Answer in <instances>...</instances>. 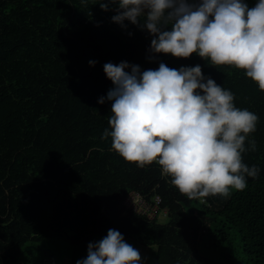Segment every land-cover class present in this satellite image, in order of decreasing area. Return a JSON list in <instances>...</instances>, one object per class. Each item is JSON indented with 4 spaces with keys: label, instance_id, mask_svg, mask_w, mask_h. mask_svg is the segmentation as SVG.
<instances>
[{
    "label": "trees",
    "instance_id": "1",
    "mask_svg": "<svg viewBox=\"0 0 264 264\" xmlns=\"http://www.w3.org/2000/svg\"><path fill=\"white\" fill-rule=\"evenodd\" d=\"M118 7L110 0H0V264H76L109 229L154 245L153 264H264V92L243 70L196 53H150L146 29L112 20ZM122 61L142 72L161 62L177 70L199 64L231 90L237 107L259 116L249 137L257 150L242 154L259 177H247V187L230 189L228 198L189 200L158 164L141 168L112 150L111 137L102 136L114 85L103 66ZM130 189L159 193L167 221L124 213Z\"/></svg>",
    "mask_w": 264,
    "mask_h": 264
},
{
    "label": "clouds",
    "instance_id": "2",
    "mask_svg": "<svg viewBox=\"0 0 264 264\" xmlns=\"http://www.w3.org/2000/svg\"><path fill=\"white\" fill-rule=\"evenodd\" d=\"M110 2L119 5L114 22L123 26L128 20L152 35L150 53L177 58L196 53L213 66L243 70L264 92V0L254 7L245 0ZM100 7L107 11L109 5L101 2ZM103 68L114 87L106 97L112 105L102 139L111 137V149L125 161L141 168L158 164L161 175L189 200L228 198L230 189L247 187V177H259V167H249L242 155L257 150L249 137L259 116L237 107L234 93L206 78L201 65L177 70L161 62L158 69L142 72L139 65L122 61ZM140 261V252L109 229L102 240L89 243L87 257L76 264Z\"/></svg>",
    "mask_w": 264,
    "mask_h": 264
},
{
    "label": "built area",
    "instance_id": "3",
    "mask_svg": "<svg viewBox=\"0 0 264 264\" xmlns=\"http://www.w3.org/2000/svg\"><path fill=\"white\" fill-rule=\"evenodd\" d=\"M161 203V195L157 192L143 193L136 189H131L122 199L121 207L124 213L134 211L147 219H155L158 221V215L164 214L166 216L168 214L166 207H163Z\"/></svg>",
    "mask_w": 264,
    "mask_h": 264
},
{
    "label": "rangeland",
    "instance_id": "4",
    "mask_svg": "<svg viewBox=\"0 0 264 264\" xmlns=\"http://www.w3.org/2000/svg\"><path fill=\"white\" fill-rule=\"evenodd\" d=\"M202 202L205 201V199H201ZM158 221L159 222H166L167 221V216H165L164 214H160L158 215ZM125 242H127L128 244L132 245L135 249H137L140 252L141 255V261L140 264H153V260H154V250H155V246L154 245H148V246H143L140 244H137L135 242V240L131 237V238H124ZM58 242H61L60 240H56L53 245L51 246L54 248V250L56 252L59 251V249L57 248V246H55ZM62 243V242H61ZM66 261H64V264H66ZM46 264H50V263H46Z\"/></svg>",
    "mask_w": 264,
    "mask_h": 264
},
{
    "label": "water",
    "instance_id": "5",
    "mask_svg": "<svg viewBox=\"0 0 264 264\" xmlns=\"http://www.w3.org/2000/svg\"><path fill=\"white\" fill-rule=\"evenodd\" d=\"M193 209L192 208H189V211H192Z\"/></svg>",
    "mask_w": 264,
    "mask_h": 264
}]
</instances>
